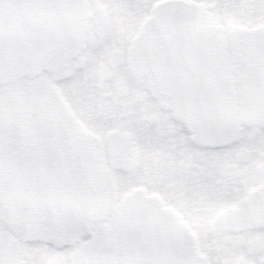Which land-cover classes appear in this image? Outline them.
Returning a JSON list of instances; mask_svg holds the SVG:
<instances>
[{
	"label": "snow or ice",
	"instance_id": "snow-or-ice-1",
	"mask_svg": "<svg viewBox=\"0 0 264 264\" xmlns=\"http://www.w3.org/2000/svg\"><path fill=\"white\" fill-rule=\"evenodd\" d=\"M0 264H264V0H0Z\"/></svg>",
	"mask_w": 264,
	"mask_h": 264
}]
</instances>
